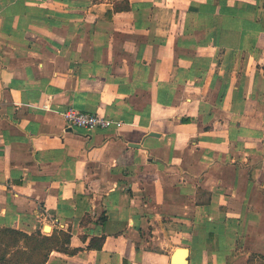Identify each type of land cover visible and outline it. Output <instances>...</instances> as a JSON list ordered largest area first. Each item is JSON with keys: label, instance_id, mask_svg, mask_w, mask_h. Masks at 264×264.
I'll return each mask as SVG.
<instances>
[{"label": "crops", "instance_id": "obj_1", "mask_svg": "<svg viewBox=\"0 0 264 264\" xmlns=\"http://www.w3.org/2000/svg\"><path fill=\"white\" fill-rule=\"evenodd\" d=\"M70 107L123 126L69 128ZM15 232L70 242L46 257ZM251 255L264 256V0H0V264Z\"/></svg>", "mask_w": 264, "mask_h": 264}, {"label": "built area", "instance_id": "obj_2", "mask_svg": "<svg viewBox=\"0 0 264 264\" xmlns=\"http://www.w3.org/2000/svg\"><path fill=\"white\" fill-rule=\"evenodd\" d=\"M66 126L69 128H82L88 131L98 129H120L123 126L122 121H116L110 118L99 116L93 113L81 111L75 107H70L63 113Z\"/></svg>", "mask_w": 264, "mask_h": 264}, {"label": "trees", "instance_id": "obj_3", "mask_svg": "<svg viewBox=\"0 0 264 264\" xmlns=\"http://www.w3.org/2000/svg\"><path fill=\"white\" fill-rule=\"evenodd\" d=\"M15 234L17 237L19 236L20 238H23L24 240H26L28 245L32 244L31 254H37V253L39 254L40 249H42L43 254L47 250L46 255H45L46 257H48V255L54 249L67 251V245L70 242V235L63 233V232L56 233L52 237H42L41 240L38 236H35V235L29 236V235H26L20 232L19 233L15 232ZM46 257L41 263H43L46 260ZM256 258H257L256 255H251L250 264H254ZM37 263H40V262H37ZM259 264H264V256H260Z\"/></svg>", "mask_w": 264, "mask_h": 264}, {"label": "water", "instance_id": "obj_4", "mask_svg": "<svg viewBox=\"0 0 264 264\" xmlns=\"http://www.w3.org/2000/svg\"><path fill=\"white\" fill-rule=\"evenodd\" d=\"M180 251H181V253L184 254L185 256L187 255V252H188L187 249H181Z\"/></svg>", "mask_w": 264, "mask_h": 264}]
</instances>
